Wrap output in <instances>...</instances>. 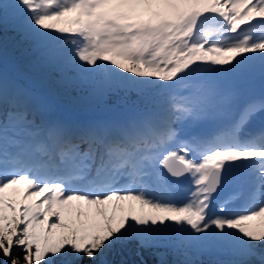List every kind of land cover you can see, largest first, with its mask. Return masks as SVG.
I'll return each instance as SVG.
<instances>
[{
    "label": "snow or ice",
    "instance_id": "1",
    "mask_svg": "<svg viewBox=\"0 0 264 264\" xmlns=\"http://www.w3.org/2000/svg\"><path fill=\"white\" fill-rule=\"evenodd\" d=\"M0 31L33 56L0 38V264H264V0H0Z\"/></svg>",
    "mask_w": 264,
    "mask_h": 264
},
{
    "label": "trees",
    "instance_id": "2",
    "mask_svg": "<svg viewBox=\"0 0 264 264\" xmlns=\"http://www.w3.org/2000/svg\"><path fill=\"white\" fill-rule=\"evenodd\" d=\"M0 38H3V42L5 45L6 68H8L11 74L17 75L25 82H29L28 78L32 75L31 72L29 71V64L33 59V56L30 54L28 49H30L31 46L27 42L21 41L20 36L13 31H7V32L0 31ZM55 78H56L55 73H50L46 77H44L42 81H32V82L38 87L39 91L42 94L44 93L48 94L49 92L55 90L56 88L54 83ZM78 95H79L78 92L72 91L70 94L58 95L57 98L60 100V102L63 105L81 111H90V112H94V111L105 112L107 110H111L114 108L117 99L115 96H111L105 102L95 103L93 105H83L78 101L77 99ZM135 251H134L135 262L136 264H141V258L136 256ZM13 255L21 257L22 260L23 252L20 251L19 249H14ZM218 258H226V257H217V256L201 257V259L205 261V264H207V262L210 260L218 259ZM0 259H3V257H0ZM155 259L156 261L158 260L156 256ZM167 259L169 261H172L173 259H175V257H173L170 254L168 255ZM144 261H146L147 264H154L151 250L144 251ZM113 264H130L128 258L125 255V252L120 247H118L116 250V255L114 256Z\"/></svg>",
    "mask_w": 264,
    "mask_h": 264
},
{
    "label": "rangeland",
    "instance_id": "3",
    "mask_svg": "<svg viewBox=\"0 0 264 264\" xmlns=\"http://www.w3.org/2000/svg\"><path fill=\"white\" fill-rule=\"evenodd\" d=\"M7 70V69H6ZM8 71V70H7ZM9 73H11L10 71H8ZM105 115L106 118L111 117L112 115H114L113 109L111 110H107L105 112H101ZM56 114L65 117V118H69L72 119V115H71V111L67 110L66 108H61L59 112H56ZM82 120H92L90 115H82L81 116ZM255 226H261L264 225V218H257L255 221L252 222ZM120 247L119 245L115 246V248L113 249V251L110 253L109 255V260L114 262V256L116 255V250L117 248ZM121 248V247H120ZM124 252L126 257L128 258L130 264H136L135 259H134V251H135V244H129L126 247L121 248ZM152 259L154 261V264H156V259L155 256L152 255Z\"/></svg>",
    "mask_w": 264,
    "mask_h": 264
}]
</instances>
